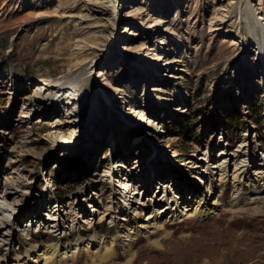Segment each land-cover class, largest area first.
Returning a JSON list of instances; mask_svg holds the SVG:
<instances>
[{
    "label": "rangeland",
    "instance_id": "rangeland-1",
    "mask_svg": "<svg viewBox=\"0 0 264 264\" xmlns=\"http://www.w3.org/2000/svg\"><path fill=\"white\" fill-rule=\"evenodd\" d=\"M262 192L264 0H0V264L94 236L106 264H264V214L227 213ZM185 200L223 209L169 222ZM162 209L166 240H125Z\"/></svg>",
    "mask_w": 264,
    "mask_h": 264
},
{
    "label": "bare ground",
    "instance_id": "bare-ground-1",
    "mask_svg": "<svg viewBox=\"0 0 264 264\" xmlns=\"http://www.w3.org/2000/svg\"><path fill=\"white\" fill-rule=\"evenodd\" d=\"M246 23L249 22H253L252 27L254 29L259 28L262 29L261 27H259V23L257 21V19L254 17L252 11L246 7ZM250 19V20H249ZM93 72V69L91 68L90 65H87L85 67H81V68H77L75 69L74 73L70 74L68 73L67 75L58 77L55 82L53 80V78H51V76H48L47 78L41 79L40 80V85L41 88L40 90L43 88L45 89V91H47V93H51L49 94H37L40 97H37L39 100L42 101H54V97L53 95L55 94V96H58V94L61 93V91L65 90L66 88H68L70 85H72V87L78 84H90V78H89V74H91ZM92 75V74H91ZM71 87V86H70ZM39 90V91H40ZM66 92V91H65ZM64 92V93H65ZM67 96V95H66ZM56 98V97H55ZM57 106V105H56ZM54 105V108L56 107ZM57 124V123H56ZM222 165V164H221ZM240 171V169L236 168V172ZM257 173V172H256ZM262 174V173H261ZM257 175V174H256ZM258 175H260V173L258 172ZM262 194H264L262 192ZM131 196L128 197V204L129 200H130ZM127 199V197H126ZM252 201H249V204L255 205H259L257 208L252 210H238L239 208H236V199H233L231 201V203H229V208L227 209V213L230 214L232 217L236 216V215H240L242 213L247 214L249 213L250 216H258V215H263L264 214V196L260 195V196H253L252 197ZM126 203V205L129 207ZM178 203H175V206ZM185 209H183L182 211H176V209L171 208L168 209V207L166 208V211H170L172 217H170V221L169 222H173V221H182L184 218L185 219H193V218H202L204 215L207 216H216L218 214V210H222V207H219V201H212V202H207V201H199L196 202L195 205L192 208V211H189L190 209L188 207H191L189 205V200H185ZM263 206V207H261ZM127 207V208H128ZM219 208V209H218ZM164 209V208H163ZM159 210V211H155L152 212V214H150L149 216H147L148 218L143 221L142 223H140L138 226L135 227V229H131L128 234H126V236H124V238H126L125 240H135L136 236L138 235V231H141L139 233V235H141L144 239L146 240H151L153 237L152 236H156V235H161L159 237L162 238V240H166L168 238V236L170 234L166 233V229H165V224H166V220L165 221H161L160 214L164 213L165 211ZM189 209V210H188ZM247 209V208H246ZM165 210V209H164ZM226 212V211H225ZM248 215V214H247ZM56 233V232H54ZM161 233V234H160ZM121 238V237H120ZM120 239H118L117 237L115 238V243L118 242ZM113 241V242H114ZM101 242V241H100ZM98 240L96 239V237L94 236L93 238H91L88 242V244L86 246H84V249H82V242L77 243L75 246H73L71 249L69 246L64 248L63 254L61 253V247H59V245L57 244H50L48 246H46L45 248L41 249V252H36L32 251L29 252L22 260H15L16 262H14L15 264H36L38 261H40L42 264H78V257L81 256V253L84 252L86 255V260L89 261L88 264H106L109 261H113L115 256H113L111 254V250L110 249H106L103 253H101V244H97ZM152 246L154 248L157 249H161V241L159 240H155L152 242ZM128 253H126L125 255V259L126 262L125 264H129L131 262V260L133 259V256H130L129 258H127ZM34 256L35 257V261L30 260V258ZM38 260V261H37ZM1 262V260H0Z\"/></svg>",
    "mask_w": 264,
    "mask_h": 264
}]
</instances>
